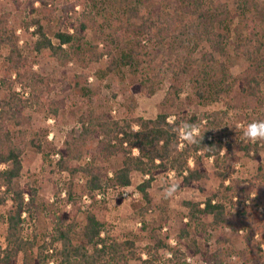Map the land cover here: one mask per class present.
I'll list each match as a JSON object with an SVG mask.
<instances>
[{
  "label": "trees",
  "instance_id": "1",
  "mask_svg": "<svg viewBox=\"0 0 264 264\" xmlns=\"http://www.w3.org/2000/svg\"><path fill=\"white\" fill-rule=\"evenodd\" d=\"M11 1L16 6L21 4V0ZM232 1L235 16L246 29V34H236L235 55L256 66L264 81V15L260 14V2ZM76 4L83 8L77 24L70 23L63 30L55 27L51 37L48 23L54 21L59 9L68 15L69 4L63 0H29L24 9V28H35L32 36L37 38L25 47L19 43L11 14L0 16V58L8 49L0 72V207H8L11 202L0 215L7 224L5 243H0V264H18L21 254L23 264H192L188 257L198 254L205 264H235L229 261L227 244L231 235L241 233L246 244L245 264L262 262L264 141L248 140L244 130L252 122L264 121V93L257 79L248 81L245 88L244 81L233 77L228 65L216 58L226 56L231 44L234 17L229 7L221 0H78ZM174 4L180 7V16L170 11ZM126 34L133 37L127 39ZM145 38L149 44H165L166 50L161 53L149 49ZM203 45L208 50L195 57ZM44 51L63 67L74 63L87 68L91 63L104 62L97 71L103 80L110 76L125 80L127 69L135 81L133 91L147 96L159 91L172 75L174 81L165 97L168 106H175L180 99L178 79L188 78L204 106L239 86L256 99L257 111L246 116L238 142L227 123L226 111L178 112L173 121L170 115L161 113L154 119L137 117L121 123L99 103L78 117V137L68 136L60 148L48 147L47 136L33 129L28 113L32 110L57 118L62 109L50 98L55 89L53 77L34 69L36 55ZM74 81L81 96L94 94L87 76L76 75ZM186 125L199 130L194 133L195 143L185 138L191 130ZM29 148L42 155L52 173L69 175L67 181L56 183V196L65 206L74 207L72 211L48 203L33 183H22L23 155ZM232 151L258 161L257 173L249 179L236 176L235 164L240 159L237 153L230 157ZM57 154L60 159L54 161ZM85 157L88 160L83 161ZM211 158L219 186L203 203H184L188 213L181 214L173 245L170 233L164 232L170 209L155 205L149 189L158 177L174 173L179 182L176 188L205 192L202 183L210 176L206 160ZM134 173L144 177L137 187L146 202L140 209L143 219L139 232L149 243L143 248L137 244L140 236L130 233L120 239L98 215V210L106 206L98 197L106 196L111 189L122 192L130 187ZM63 190L66 197L62 199ZM84 197L91 201L85 210ZM76 211L84 214V221L77 220ZM149 212L158 213L159 219L147 221ZM43 215L52 217L51 233L46 229L37 232V222ZM26 225L32 228L26 230ZM215 237L217 249L211 254L208 242ZM161 251H169L170 256Z\"/></svg>",
  "mask_w": 264,
  "mask_h": 264
},
{
  "label": "rangeland",
  "instance_id": "2",
  "mask_svg": "<svg viewBox=\"0 0 264 264\" xmlns=\"http://www.w3.org/2000/svg\"><path fill=\"white\" fill-rule=\"evenodd\" d=\"M67 2L70 7V11L65 14L63 9H59L56 12L54 21L48 23L47 31L51 37L55 33V27H60L62 30L68 27L70 23H76L77 20L82 16L83 8L81 5L76 4L78 0H63ZM112 2L113 0H107ZM226 4L232 15L233 20L231 22L232 33L230 36V46L226 56L216 57L218 60L225 62L228 65L231 75L240 81H244L245 88L248 89V81L257 79L260 83V89L264 93V81L263 73L258 70L255 66H250V63L245 57H238L235 55L234 48L236 43V34L238 31L246 34L245 27L241 24L240 20L235 16V8L232 0H221ZM29 0H21L20 6H16L11 0H0V16L4 13L11 14V23L17 30V35L20 37L21 47L31 45L36 37L32 36V32L35 28H31L26 31L23 23L24 9L28 6ZM260 2V14L264 15V0ZM36 7L40 4L36 3ZM61 5H63L61 3ZM60 5V6H61ZM72 7V8H71ZM170 11L180 16V7L177 4L171 6ZM258 22L260 17L256 18ZM72 32V30H71ZM91 35V34H90ZM133 37L129 34L125 35V38L130 39ZM56 41V40H55ZM144 43L149 49H156L158 52L163 53L166 50V45H154L149 44L145 38ZM208 47L203 45L199 48L195 57H201ZM8 49L3 50V57L0 58V72L3 71L4 57L7 55ZM264 55V53H262ZM38 64L35 65L34 69L41 75H50L53 77L54 92L50 95L52 100L59 102L62 105V109L57 118L54 116H46L45 113L28 111L31 113L33 121L32 127L43 137L47 136V141L51 144L48 147L60 148L65 139L68 136L78 137L81 133V126L78 123V117L82 114H87L92 107L102 103L106 106L107 110L115 120H120L123 123L125 120H130L137 117H143L146 119H154L161 113L170 115L169 120L173 121L174 115L178 112H214V111H226L228 113L227 123L229 128L233 129L235 139L239 142V132L243 128L246 116L250 113L257 111V102L254 97L249 95L247 92H243L239 86H236L231 93L223 94L219 100L211 105L204 106L202 101L195 95L194 88L188 78H179V86L182 89L180 99H178L175 106H168L165 104V97L168 89L174 77L169 75L164 81L163 87L157 91L153 96H147L143 93H135L134 79L126 69L128 75L125 80H117L115 77L110 76L106 79H101L97 76L98 69L104 67V62L91 63L87 68H82L74 63H70L68 66L63 67L53 59L49 51L36 55ZM85 75L88 78V87H91L94 94L90 97H83L80 93L75 90V76ZM176 82V80H175ZM67 83V84H66ZM72 85V86H71ZM254 84H252L253 86ZM20 90V89H19ZM264 112V108L262 109ZM137 129V127H134ZM236 151L230 153V157H233ZM262 162L264 163V151L262 152ZM240 161L235 164L236 176L242 179H249L254 176L258 170V161L246 157L243 153H237ZM54 161L60 159V155L53 156ZM88 160L87 157L83 161ZM230 161V160H229ZM231 163H235L231 161ZM193 165V164H192ZM206 167L209 172V178L205 179L202 183L206 189L202 192L198 189L184 188L178 189L175 185L178 182L174 173L169 175L160 176L152 184L149 189V193L153 198L155 205L167 206L170 209V220L169 223L164 227V232L170 233L171 243L176 244V234L180 226L181 214H187L188 209L185 206V202H204L206 197L215 193L219 186V179L215 176V166L213 159L206 160ZM69 179L67 173L62 175L54 174L51 169L43 161L42 155L39 154L35 149H27L23 155V171L21 181L23 184L33 183L38 187L39 194L48 203H58L62 211L70 212L74 207L71 205H64L61 201L57 200L56 196V183L65 182ZM144 177L139 173H134L132 176V185L122 192L117 190H110L106 196H99V200H105V208L98 210L99 218L108 224L113 235L118 236L120 239H124L134 233L140 236L141 240L137 241L140 248L145 247L149 242L147 241L145 234L142 235L139 232L141 227L142 215L140 209L145 206V200L142 195L137 191V187L143 182ZM82 180V179H81ZM82 182V181H81ZM120 196L122 199L120 200ZM254 196V194H252ZM65 191L63 190L61 198H65ZM85 210L86 205H89L91 201L84 197ZM11 206V202L8 203V207ZM8 207H0V215H4ZM77 220L84 221V214L77 212ZM147 221H153V219H159V214L149 212L145 215ZM184 221H187L184 219ZM26 230L31 229L32 225H26ZM38 233L45 232L51 233L53 224L52 217L43 215L39 222H37ZM7 224L0 220V243H5ZM230 243L227 244V248L231 253L229 261L235 264H245L247 261L246 256V244L243 234L231 235ZM257 239H259L257 237ZM208 250L212 254L217 249V237L214 240L208 242ZM161 254L169 257V251H161ZM264 254V246H263ZM146 257L145 254H143ZM188 261L192 264H205L200 254L195 257L189 256ZM18 264H23V255H20ZM50 264H55L50 262ZM131 264H139L137 261L131 262ZM250 264H264L262 262H251Z\"/></svg>",
  "mask_w": 264,
  "mask_h": 264
},
{
  "label": "clouds",
  "instance_id": "3",
  "mask_svg": "<svg viewBox=\"0 0 264 264\" xmlns=\"http://www.w3.org/2000/svg\"><path fill=\"white\" fill-rule=\"evenodd\" d=\"M185 127L186 129H191L187 132L185 138L188 139L189 142L195 143L194 133L198 134L199 130L195 128V126L186 125ZM244 137L252 142L257 140L264 141V121H257L248 124L244 130Z\"/></svg>",
  "mask_w": 264,
  "mask_h": 264
}]
</instances>
